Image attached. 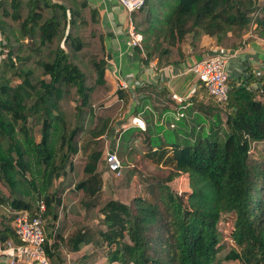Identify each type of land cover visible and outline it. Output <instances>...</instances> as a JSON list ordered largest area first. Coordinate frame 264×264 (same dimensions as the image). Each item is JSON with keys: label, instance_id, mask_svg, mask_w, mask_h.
Listing matches in <instances>:
<instances>
[{"label": "trees", "instance_id": "1", "mask_svg": "<svg viewBox=\"0 0 264 264\" xmlns=\"http://www.w3.org/2000/svg\"><path fill=\"white\" fill-rule=\"evenodd\" d=\"M131 20L141 61L159 68L182 63L186 46L201 60L203 37L224 50L248 33L264 40V0H144ZM106 65L88 0H0V243H17L15 217L43 205L50 264H264V85L253 89L247 70L219 103L197 83L191 102L208 128L198 122L191 141L122 132V159L135 154L161 173L125 203L103 201V140L127 103L124 91L108 102ZM78 154L85 163H74ZM182 175L178 193L171 184Z\"/></svg>", "mask_w": 264, "mask_h": 264}, {"label": "crops", "instance_id": "2", "mask_svg": "<svg viewBox=\"0 0 264 264\" xmlns=\"http://www.w3.org/2000/svg\"><path fill=\"white\" fill-rule=\"evenodd\" d=\"M88 2L98 8L104 33L108 102L116 103L118 101V92L120 91L117 85L118 78L121 76L135 77L136 80L145 84V86L135 89L136 91H121L127 103L126 107L120 110L116 119L114 132L108 138V147L120 146L119 136L124 132L122 126H126L125 131L137 129L142 133L155 134L158 132V135H167V137L169 135L170 138L177 135L190 141L192 135L194 140L198 129V120L202 117L191 102L197 81L191 73L183 71L184 65L196 61L189 46L184 48L187 56L182 63L161 68L158 67L157 60L143 63L142 57H138L135 49L130 46L128 27L131 17L119 2L117 0H88ZM245 39L244 45L236 49V59L231 62L230 70L233 77L240 73L239 66L242 63L248 65L247 70L252 74L259 67L264 66V40L254 36L253 33H248ZM201 47L206 49L207 53L216 49L212 40L207 37L202 38ZM257 80L254 77V82L251 85L253 89H261L264 85L261 80ZM260 93L261 101L264 102V90L261 89ZM180 114L182 117H179ZM133 119H136L143 127L139 128L133 125ZM108 177L109 173L105 171L102 174L105 183L108 182ZM88 249L89 247H85L78 254L67 255V259L78 257ZM0 264H7V262L0 259Z\"/></svg>", "mask_w": 264, "mask_h": 264}, {"label": "built area", "instance_id": "3", "mask_svg": "<svg viewBox=\"0 0 264 264\" xmlns=\"http://www.w3.org/2000/svg\"><path fill=\"white\" fill-rule=\"evenodd\" d=\"M117 1L131 17L132 12L136 11L144 0ZM128 36L130 46L133 49H138L141 52L140 57L145 59L142 44L143 36L135 29L131 19L128 27ZM236 57V50L216 48L207 53L201 60L192 61L188 65H184L183 71L191 73L197 83L217 102L224 103L228 99V82L230 80L245 79L247 75L248 65L242 63L239 66L240 73L235 74L234 77L232 76L230 70L231 62ZM253 75L256 79L261 80V83H264V66L255 70ZM117 86L119 91H131L143 87L145 84L136 80L135 77L121 76L118 78ZM196 86H194V89ZM179 117H182V115L180 114ZM132 123L139 128L143 127L136 119H133ZM122 130L125 131L126 126H122ZM117 150V145L114 148H110L104 160L108 172L115 177H120L122 165L117 158ZM44 210V206L41 205V213L36 216L32 217L27 211H22L15 217L13 230L17 243L12 241L0 243V259L6 260L7 264H50L43 246L44 231L41 214Z\"/></svg>", "mask_w": 264, "mask_h": 264}, {"label": "rangeland", "instance_id": "4", "mask_svg": "<svg viewBox=\"0 0 264 264\" xmlns=\"http://www.w3.org/2000/svg\"><path fill=\"white\" fill-rule=\"evenodd\" d=\"M84 60L86 61L85 58ZM200 119L198 120V122L201 124L203 119L202 118ZM204 122L206 123V125L204 124H201V125L204 129H207L208 123L206 121ZM35 132L36 130H34V133ZM35 137L39 139L38 135ZM103 143H104L103 144L104 156H103V162H102L100 169L102 171L104 170L106 171L107 168H106L104 159H105L106 153L110 150V148L108 147V138H104ZM116 154H117V158L119 159V161L121 163H125V165L122 168V173L120 177H115L110 172L107 171L109 173L107 183H109L111 187L106 186V189L104 190L102 194V200L107 201L111 198H114L118 201L125 203L129 200V198L144 193V182H143L144 177H147L152 174H160L161 171L159 169L158 170L155 169L154 166L147 164V162H142L141 158L138 156H135V154H133L132 160L129 159L126 161L122 159L121 157L122 154H121V151L119 150V147H118V151L116 152ZM85 161H86V158L82 156L81 154H78L74 159V162H76V164H83L85 163ZM128 170L134 171V175L131 178L128 177ZM57 183H58L57 181H54L52 186L54 187L57 186ZM186 184H187L186 178L185 176L182 175L179 178H177L171 184V186L175 191L181 192V191L186 190ZM5 191L7 192V190ZM1 212H4V211L1 210ZM218 228L223 233L226 243L230 245V239L228 238V234L231 229V224L226 222L225 219L222 218L221 221L219 222ZM102 263H98V264H102ZM223 264H238V263L228 262V263H223Z\"/></svg>", "mask_w": 264, "mask_h": 264}]
</instances>
